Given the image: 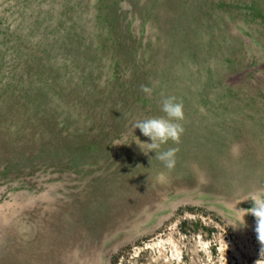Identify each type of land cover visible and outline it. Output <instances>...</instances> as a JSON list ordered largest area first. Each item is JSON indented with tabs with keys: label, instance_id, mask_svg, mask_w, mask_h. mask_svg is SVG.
<instances>
[{
	"label": "rangeland",
	"instance_id": "obj_1",
	"mask_svg": "<svg viewBox=\"0 0 264 264\" xmlns=\"http://www.w3.org/2000/svg\"><path fill=\"white\" fill-rule=\"evenodd\" d=\"M171 96L169 170L133 125ZM252 196L264 0H0V264H256Z\"/></svg>",
	"mask_w": 264,
	"mask_h": 264
},
{
	"label": "clouds",
	"instance_id": "obj_2",
	"mask_svg": "<svg viewBox=\"0 0 264 264\" xmlns=\"http://www.w3.org/2000/svg\"><path fill=\"white\" fill-rule=\"evenodd\" d=\"M141 91L150 95L152 89L146 85H141ZM162 111L165 113L163 117H151L138 120L133 125L134 129H140L141 133L150 139L151 143L147 144V151L144 150L141 144L140 147L145 155L149 152H155V157L164 163L169 170L176 166L177 148H169L161 151V146L171 140L175 144H179L181 136L184 133V127L181 123L185 120L184 106L182 102H178L176 97H166L162 100ZM253 206L245 212L239 223L231 224L234 229L247 227L244 217L250 213L255 218V233L260 244L261 259L256 261V264L264 262V197L252 196ZM224 241V240H223ZM227 250L228 244L224 241Z\"/></svg>",
	"mask_w": 264,
	"mask_h": 264
}]
</instances>
